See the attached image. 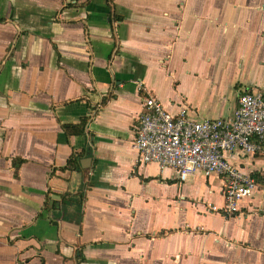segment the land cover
<instances>
[{"label": "crops", "instance_id": "obj_1", "mask_svg": "<svg viewBox=\"0 0 264 264\" xmlns=\"http://www.w3.org/2000/svg\"><path fill=\"white\" fill-rule=\"evenodd\" d=\"M246 93L264 0H0V264H264V145L227 156L257 184L234 212L134 147L149 97L230 120Z\"/></svg>", "mask_w": 264, "mask_h": 264}, {"label": "built area", "instance_id": "obj_2", "mask_svg": "<svg viewBox=\"0 0 264 264\" xmlns=\"http://www.w3.org/2000/svg\"><path fill=\"white\" fill-rule=\"evenodd\" d=\"M264 145V96L246 93L230 120L195 121L186 108L170 114L154 97L144 102L134 142L141 165L157 164L184 178L196 172L216 175L225 182L229 211L257 188L252 176L230 163L228 154H260Z\"/></svg>", "mask_w": 264, "mask_h": 264}, {"label": "trees", "instance_id": "obj_3", "mask_svg": "<svg viewBox=\"0 0 264 264\" xmlns=\"http://www.w3.org/2000/svg\"><path fill=\"white\" fill-rule=\"evenodd\" d=\"M88 4H89V3H85L84 5H88ZM1 22H2V20H1ZM3 22H4V21H3ZM73 164H75V165H73ZM73 164H71L70 167H72V168L74 169V168H76V167H74V166H76V163H73ZM74 200H75V198H65L64 201H63V205H64V206H65V205H68V204L74 202ZM76 200H77V202H78V205L80 206L81 203L79 202V199H76Z\"/></svg>", "mask_w": 264, "mask_h": 264}, {"label": "water", "instance_id": "obj_4", "mask_svg": "<svg viewBox=\"0 0 264 264\" xmlns=\"http://www.w3.org/2000/svg\"><path fill=\"white\" fill-rule=\"evenodd\" d=\"M85 161H87V162H82L83 165H84L85 163H89V160H85ZM84 167H85V165H84Z\"/></svg>", "mask_w": 264, "mask_h": 264}, {"label": "rangeland", "instance_id": "obj_5", "mask_svg": "<svg viewBox=\"0 0 264 264\" xmlns=\"http://www.w3.org/2000/svg\"><path fill=\"white\" fill-rule=\"evenodd\" d=\"M191 181H193V179H190V178H189V179L187 180V182H191Z\"/></svg>", "mask_w": 264, "mask_h": 264}]
</instances>
